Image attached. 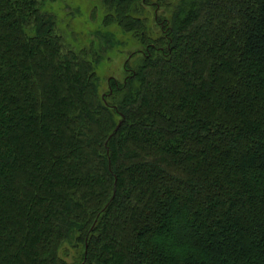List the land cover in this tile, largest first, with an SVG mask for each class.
<instances>
[{"label": "trees", "instance_id": "16d2710c", "mask_svg": "<svg viewBox=\"0 0 264 264\" xmlns=\"http://www.w3.org/2000/svg\"><path fill=\"white\" fill-rule=\"evenodd\" d=\"M102 4L105 92L111 32L0 0V264H264V0Z\"/></svg>", "mask_w": 264, "mask_h": 264}, {"label": "rangeland", "instance_id": "374dc122", "mask_svg": "<svg viewBox=\"0 0 264 264\" xmlns=\"http://www.w3.org/2000/svg\"><path fill=\"white\" fill-rule=\"evenodd\" d=\"M41 9L55 17L56 31L65 43L74 48L88 47L92 41L97 47L98 40L95 31H109L113 34L111 49L102 52L103 58L96 65L95 70L100 77L101 91L105 92L109 80H122L124 64L138 50L144 48L135 37L115 26L104 27L101 20L105 13L102 0H40ZM136 54L134 59H138ZM133 59V60H134Z\"/></svg>", "mask_w": 264, "mask_h": 264}, {"label": "water", "instance_id": "95a60500", "mask_svg": "<svg viewBox=\"0 0 264 264\" xmlns=\"http://www.w3.org/2000/svg\"><path fill=\"white\" fill-rule=\"evenodd\" d=\"M118 126H119V123H118V125L116 126L115 130L118 128Z\"/></svg>", "mask_w": 264, "mask_h": 264}]
</instances>
